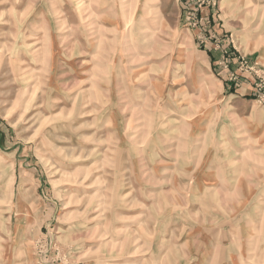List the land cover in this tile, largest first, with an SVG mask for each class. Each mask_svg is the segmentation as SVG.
<instances>
[{
  "label": "rangeland",
  "instance_id": "obj_1",
  "mask_svg": "<svg viewBox=\"0 0 264 264\" xmlns=\"http://www.w3.org/2000/svg\"><path fill=\"white\" fill-rule=\"evenodd\" d=\"M264 264V0H0V264Z\"/></svg>",
  "mask_w": 264,
  "mask_h": 264
},
{
  "label": "bare ground",
  "instance_id": "obj_2",
  "mask_svg": "<svg viewBox=\"0 0 264 264\" xmlns=\"http://www.w3.org/2000/svg\"><path fill=\"white\" fill-rule=\"evenodd\" d=\"M248 264H250V263H248ZM252 264H253V262H252Z\"/></svg>",
  "mask_w": 264,
  "mask_h": 264
}]
</instances>
